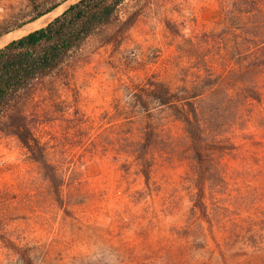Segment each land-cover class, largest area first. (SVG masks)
Listing matches in <instances>:
<instances>
[{
	"label": "rangeland",
	"instance_id": "obj_1",
	"mask_svg": "<svg viewBox=\"0 0 264 264\" xmlns=\"http://www.w3.org/2000/svg\"><path fill=\"white\" fill-rule=\"evenodd\" d=\"M74 1L9 32L0 47ZM232 1L154 0L120 50L100 48L69 78H51L36 92L27 110L59 167L61 198L33 154L1 133L0 264H264V98L223 99L213 119L202 120L206 140L237 144L210 153L224 181L208 184L205 218L194 205L198 163L186 124L169 106L150 101L145 111L135 95L148 79L196 100L214 91L234 95L242 83L236 71L207 69L199 50L205 32L224 28L235 43L226 23ZM25 4L0 0V24ZM252 78L264 80V72ZM149 129L156 138L146 184L137 149Z\"/></svg>",
	"mask_w": 264,
	"mask_h": 264
},
{
	"label": "trees",
	"instance_id": "obj_2",
	"mask_svg": "<svg viewBox=\"0 0 264 264\" xmlns=\"http://www.w3.org/2000/svg\"><path fill=\"white\" fill-rule=\"evenodd\" d=\"M67 1L26 0V11L22 16L24 8L14 12L15 16L8 24H0V37L52 12ZM153 1L76 0L46 24L0 47V134L16 136L33 154L59 198L63 178L59 167L49 159L47 146L35 133L34 121L27 110L30 99L49 79L69 78L98 49L112 45L120 50L140 18L152 9ZM226 20L235 43L230 46L231 37L224 28L220 32H205L201 37L203 46L199 50L207 69L227 74L236 71L235 75L242 83L234 95L217 98L218 91H214L196 100L198 95L189 96L184 93L187 90L173 89L157 79H148L141 86L142 92H135L145 111L149 110L150 101L159 106H169L186 124L198 163L194 205L205 218H210L205 198L208 184L217 179L224 181L222 172L212 168L210 153L232 150L237 144L225 137L206 140L202 120L204 117L212 120L223 99L228 105L233 101L242 104L250 99L262 102L264 98V80L251 79V72H264V0H233ZM163 22L172 33H180L171 19L164 17ZM235 56L236 62L231 67L229 61ZM213 83V79L207 80V84ZM50 89H57L55 83ZM155 138L154 129L147 130L137 149L146 184H149L151 176L148 153ZM2 225L0 217V227Z\"/></svg>",
	"mask_w": 264,
	"mask_h": 264
},
{
	"label": "bare ground",
	"instance_id": "obj_3",
	"mask_svg": "<svg viewBox=\"0 0 264 264\" xmlns=\"http://www.w3.org/2000/svg\"><path fill=\"white\" fill-rule=\"evenodd\" d=\"M57 9V8H56ZM55 9V10H56ZM55 10H53L52 12H54ZM52 12H49L48 14H46V15H43L42 16V18H44V17H46V16H48V15H50ZM51 16V15H50ZM41 18V17H40ZM38 20H40V19H38ZM35 22H37V21H34V22H31V23H29V25L30 24H33V23H35ZM29 25H28V27H29ZM36 25V24H35ZM24 29V28H23ZM28 29V28H27ZM17 30V29H16ZM32 30V29H31ZM27 33V32H26ZM10 34V33H9ZM8 33H6V34H4V35H2L1 37H0V39H4L5 37H7L8 35H9ZM25 34V33H24ZM2 42H4V41H2ZM2 44V43H1Z\"/></svg>",
	"mask_w": 264,
	"mask_h": 264
},
{
	"label": "water",
	"instance_id": "obj_4",
	"mask_svg": "<svg viewBox=\"0 0 264 264\" xmlns=\"http://www.w3.org/2000/svg\"><path fill=\"white\" fill-rule=\"evenodd\" d=\"M57 15H58V14H57ZM57 15H56V16H57Z\"/></svg>",
	"mask_w": 264,
	"mask_h": 264
}]
</instances>
